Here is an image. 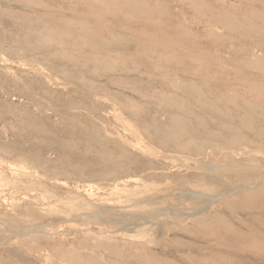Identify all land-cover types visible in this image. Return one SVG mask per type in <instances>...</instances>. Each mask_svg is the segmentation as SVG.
<instances>
[{
  "label": "rangeland",
  "instance_id": "374dc122",
  "mask_svg": "<svg viewBox=\"0 0 264 264\" xmlns=\"http://www.w3.org/2000/svg\"><path fill=\"white\" fill-rule=\"evenodd\" d=\"M261 93L264 0H0V264H264L258 238L236 253L197 221L264 234L240 158L162 151L264 137ZM193 170L231 188L172 194Z\"/></svg>",
  "mask_w": 264,
  "mask_h": 264
},
{
  "label": "bare ground",
  "instance_id": "6f19581e",
  "mask_svg": "<svg viewBox=\"0 0 264 264\" xmlns=\"http://www.w3.org/2000/svg\"><path fill=\"white\" fill-rule=\"evenodd\" d=\"M45 9V8H44ZM44 26V25H43ZM46 26V25H45ZM52 33V32H51ZM50 33V34H51ZM61 35V34H60ZM118 37H120L118 35ZM52 38V37H50ZM92 39V38H90ZM99 39V38H98ZM46 40V39H45ZM95 40V39H94ZM97 43V42H96ZM100 45V44H99ZM98 45V46H99ZM110 46V45H109ZM112 46V45H111ZM105 47V46H104ZM124 48V47H123ZM128 48V47H127ZM7 50V49H6ZM122 53V52H121ZM75 54V53H74ZM112 55V54H111ZM115 59V58H114ZM131 59V58H130ZM138 59V58H136ZM124 61V60H123ZM109 63V62H108ZM123 64V63H122ZM137 65V64H136ZM101 66V65H100ZM139 67V66H138ZM129 70V69H128ZM175 75V74H174ZM177 83V82H176ZM218 89V88H217ZM193 95V93H192ZM261 96L264 97V93H261ZM175 99V98H174ZM73 101V100H72ZM104 107V106H103ZM85 112V111H84ZM192 114V113H191ZM196 115V114H195ZM194 116V115H193ZM213 113L210 116V118H208V120H204L203 118H198L197 117V124H199V126L203 128H206L207 126H209L212 123H216L215 125H219L220 123H218L213 117ZM244 121L239 120L237 123L241 124V125H245V123H243ZM180 123V125H184L182 124L183 122H178V124ZM190 123V122H189ZM196 123V122H195ZM209 124V125H208ZM190 126V125H189ZM220 126H223L222 124H220ZM184 127V126H183ZM182 128V127H181ZM185 128V127H184ZM196 129H197V125H196ZM201 129V128H199ZM211 129V128H210ZM221 129V128H220ZM183 131H185L184 129H182ZM195 130V129H193ZM205 130V129H204ZM203 130V132H204ZM208 130L209 134H214L213 131L215 130ZM200 131V130H199ZM189 133H192V130L189 131ZM188 133V134H189ZM195 133V132H194ZM205 133V132H204ZM207 133V135H209ZM217 130V132L215 133V136L220 138L219 141H215L214 143H210L208 145H203L201 143H197L196 141H194V144L191 146L190 142L188 143H184L182 144L183 146H177L174 147V145L172 144H168L165 145L164 150L162 149L163 152L166 151H173L177 153V157L178 160L181 162H185L187 163V158L191 157L193 159H195L196 157L200 156L203 154L206 155L207 152L206 151H211V156H209V158L213 157H224L227 161V163L231 164L232 162L235 161H239L237 158H240L241 163L243 164L242 168H238V169H234L233 168V172L234 176L233 178H236L237 180H239L241 182V188L243 189L242 195H243V201L241 202V204L246 207L247 210L250 211H256L258 213H264V137L261 136L259 133L256 132H252L251 136L245 137V138H241L240 139H233L230 138L228 135L226 138H223L222 133ZM189 134V135H190ZM197 134V133H196ZM200 135V132H199ZM218 135V136H217ZM202 136V134H201ZM200 136V137H201ZM226 136V135H225ZM198 137V136H197ZM207 137V136H206ZM244 137V136H243ZM210 138V137H209ZM216 138V139H218ZM106 139V138H105ZM163 139V138H161ZM168 141V140H167ZM214 141V139H213ZM112 142V141H111ZM192 142V141H191ZM171 143V142H170ZM122 144V143H121ZM165 144V142H164ZM167 144V143H166ZM189 144V145H188ZM180 145V144H179ZM121 147V146H119ZM209 149V150H207ZM109 155V154H108ZM239 156V157H236ZM174 158V157H173ZM237 159V160H236ZM218 160V159H217ZM196 161V160H195ZM214 161V160H213ZM245 161V162H244ZM169 163H172L171 161ZM195 163V162H194ZM200 163V162H198ZM214 163V162H212ZM237 164V162H235ZM197 164V163H196ZM201 165V164H200ZM222 165V164H221ZM233 165V164H232ZM235 165V164H234ZM171 166V165H170ZM173 166V164H172ZM203 166V165H202ZM219 166V165H218ZM230 166V165H229ZM206 167L209 168H213L210 164H206ZM234 167V166H233ZM237 168V167H235ZM227 172V170H225ZM224 171V173L226 174V172ZM121 175V174H120ZM127 175V174H126ZM174 175H166L164 173H161L160 175H157L158 179L161 180H166L167 178L169 179V177H173ZM219 173H205V172H200V171H190L189 173H183L180 174L179 176V181L176 182V187L175 188H171L174 185L170 186V190L173 191L175 189H178L181 195H185V193L182 192V188L184 185L186 184H191L194 187H201V186H205L210 193H204V192H199V193H190L192 195H195L196 197H201L199 195H208L210 194L211 197H215V196H222V195H226L229 191V189L231 188V182H221L220 178L218 177ZM201 181H200V180ZM203 179H207V182H202ZM173 180V179H172ZM211 181V183L209 182ZM257 186L256 189H253V186ZM251 189V190H249ZM177 192V191H176ZM217 192V194H216ZM189 193V192H188ZM215 193V194H214ZM172 194H175V192L173 191ZM206 197V196H205ZM208 197V196H207ZM212 199V198H211ZM229 204V203H227ZM205 210V209H204ZM203 210V211H204ZM200 211L197 212H193L192 215L199 213ZM160 214V212H158V215ZM184 215V214H183ZM263 215V214H262ZM190 215L186 214V218L189 217ZM145 217V216H144ZM156 217V216H153ZM148 218V217H147ZM220 218V217H218ZM148 220V219H147ZM194 220V219H193ZM196 220V219H195ZM217 220V214H214L212 216H207L204 217L202 219H197V221L203 225L206 229H208L210 231L211 234L216 233L217 234V239L223 241V245L226 244V250L229 251H235L236 253H245V254H251L248 253L247 250L245 248H240L241 246H238L236 244V240L242 242V243H247V242H253V240L255 241V238H258L260 240V244L264 245V234H259V232L257 230H255L253 228H249L247 233H231L229 231L225 232V233H221L218 232L216 230H214L213 228H215V223ZM151 221V220H150ZM221 221V220H220ZM255 221V220H254ZM99 222V221H98ZM219 222V221H218ZM208 225H212L213 228H208ZM218 227V226H217ZM259 227L263 230L264 232V223L263 222H259ZM221 230V229H220ZM224 231V230H223ZM209 235V234H208ZM211 236V235H210ZM95 237V235H94ZM213 238V236H212ZM97 240V239H96ZM232 243H226V241H230ZM262 240V241H261ZM101 241V240H100ZM215 241V240H214ZM129 243V241H127ZM126 242V243H127ZM136 242V241H135ZM134 242V243H135ZM138 243V242H137ZM135 243V244H137ZM166 243V242H165ZM139 244V243H138ZM250 244V243H249ZM126 245V244H125ZM124 245V246H125ZM128 245V244H127ZM142 245V244H141ZM222 245V244H221ZM253 245V244H252ZM251 245V246H252ZM130 247V246H129ZM143 247V246H142ZM145 247V246H144ZM246 247V246H245ZM254 247V246H253ZM252 247V250H253ZM248 248V245H247ZM124 249V248H123ZM128 249V248H127ZM131 249V248H130ZM145 249V248H144ZM205 249V248H204ZM249 249H251L249 247ZM138 250V249H136ZM149 250V248H148ZM257 250V249H256ZM255 250V252H256ZM118 251V249H117ZM106 252V251H105ZM149 253V251H147ZM140 253V252H139ZM253 253V252H252ZM132 255V254H130ZM134 255V254H133ZM260 255L264 256V251H261ZM132 258V257H131ZM136 258V256H135ZM140 258V257H139ZM134 259V258H133ZM142 259V258H141ZM130 260V259H129ZM141 261V260H140ZM139 261V262H140ZM143 261V260H142ZM166 261V260H165ZM169 262V261H168ZM107 263V262H106ZM144 262H142L143 264ZM140 264V263H139Z\"/></svg>",
  "mask_w": 264,
  "mask_h": 264
}]
</instances>
